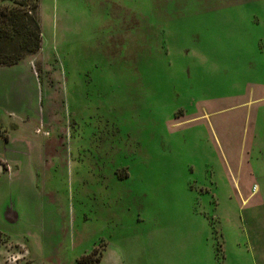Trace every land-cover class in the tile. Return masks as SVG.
<instances>
[{
	"label": "rangeland",
	"instance_id": "rangeland-1",
	"mask_svg": "<svg viewBox=\"0 0 264 264\" xmlns=\"http://www.w3.org/2000/svg\"><path fill=\"white\" fill-rule=\"evenodd\" d=\"M37 15L0 67V264H264V0Z\"/></svg>",
	"mask_w": 264,
	"mask_h": 264
},
{
	"label": "trees",
	"instance_id": "trees-1",
	"mask_svg": "<svg viewBox=\"0 0 264 264\" xmlns=\"http://www.w3.org/2000/svg\"><path fill=\"white\" fill-rule=\"evenodd\" d=\"M14 8L0 5V67H14L27 57L39 53L43 38L37 15L39 0H14ZM93 251L79 264H93ZM100 262V256L97 258Z\"/></svg>",
	"mask_w": 264,
	"mask_h": 264
},
{
	"label": "crops",
	"instance_id": "crops-1",
	"mask_svg": "<svg viewBox=\"0 0 264 264\" xmlns=\"http://www.w3.org/2000/svg\"><path fill=\"white\" fill-rule=\"evenodd\" d=\"M15 67V66H14ZM12 68V67H11Z\"/></svg>",
	"mask_w": 264,
	"mask_h": 264
}]
</instances>
